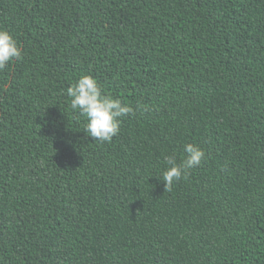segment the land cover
Returning a JSON list of instances; mask_svg holds the SVG:
<instances>
[{
  "label": "trees",
  "instance_id": "obj_1",
  "mask_svg": "<svg viewBox=\"0 0 264 264\" xmlns=\"http://www.w3.org/2000/svg\"><path fill=\"white\" fill-rule=\"evenodd\" d=\"M0 27V264H264V0H0ZM83 75L134 108L111 143Z\"/></svg>",
  "mask_w": 264,
  "mask_h": 264
},
{
  "label": "clouds",
  "instance_id": "obj_2",
  "mask_svg": "<svg viewBox=\"0 0 264 264\" xmlns=\"http://www.w3.org/2000/svg\"><path fill=\"white\" fill-rule=\"evenodd\" d=\"M23 57L22 46L8 29L0 27V71L13 60ZM71 98L70 108L86 118L84 129L95 141L111 143L120 132L121 118L128 116L134 108L120 98L106 94L92 75H83L66 90ZM147 111L145 107L143 109ZM186 158L179 163L175 155H168L166 163L170 165L164 173L165 191H170L175 182L186 176L190 169L199 166L206 152L198 144L184 145Z\"/></svg>",
  "mask_w": 264,
  "mask_h": 264
}]
</instances>
